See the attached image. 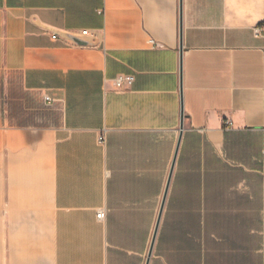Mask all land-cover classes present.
<instances>
[{"label": "crops", "instance_id": "1", "mask_svg": "<svg viewBox=\"0 0 264 264\" xmlns=\"http://www.w3.org/2000/svg\"><path fill=\"white\" fill-rule=\"evenodd\" d=\"M257 25L264 0H0V264H146L164 193L148 264H264Z\"/></svg>", "mask_w": 264, "mask_h": 264}, {"label": "built area", "instance_id": "2", "mask_svg": "<svg viewBox=\"0 0 264 264\" xmlns=\"http://www.w3.org/2000/svg\"><path fill=\"white\" fill-rule=\"evenodd\" d=\"M254 33L256 35H261L264 34V26L263 25H257L254 27ZM82 34H87L86 30L82 31ZM134 77L132 74H119L113 79V83L115 88L117 89H125L127 88L133 81ZM51 98L46 96V100H50ZM230 123V122H228ZM105 138L104 134H99L98 136V142L99 143H104ZM106 216V209L105 208H100L96 211V217L98 219H104Z\"/></svg>", "mask_w": 264, "mask_h": 264}, {"label": "water", "instance_id": "3", "mask_svg": "<svg viewBox=\"0 0 264 264\" xmlns=\"http://www.w3.org/2000/svg\"><path fill=\"white\" fill-rule=\"evenodd\" d=\"M181 13H182V0H180V17H181ZM66 37L68 39H70L71 41H73L75 43H78V44H85L86 43V41L80 35H75V34L68 33V34H66ZM171 172H172V170H170V172H169L167 184H168V182L170 180ZM166 188H167V186H166ZM164 198H165V193H164L163 198H162V201H161V205H160V209H159V213H158V217H157L155 229L153 231V235H152V239H151V243H150V247H149V251H148V257H147L146 264H148V260H149V257H150L151 251H152V246H153V243H154V239H155V235H156V230H157V227H158V223H159V220H160V215H161L162 208H163V205H164Z\"/></svg>", "mask_w": 264, "mask_h": 264}]
</instances>
